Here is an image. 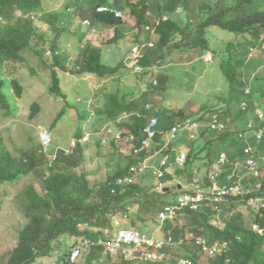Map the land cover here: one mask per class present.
Listing matches in <instances>:
<instances>
[{
  "label": "trees",
  "instance_id": "16d2710c",
  "mask_svg": "<svg viewBox=\"0 0 264 264\" xmlns=\"http://www.w3.org/2000/svg\"><path fill=\"white\" fill-rule=\"evenodd\" d=\"M64 2L61 10H48L46 0H0V113L3 116L15 117L19 110L18 100L23 96L25 86L18 76L11 75L10 64L27 62L25 51L38 55L50 68V92L66 99L67 95L60 86V69L71 73L97 74L103 79L121 69L126 74H133L135 79L146 74L150 77L154 73L152 66L175 50L185 52L201 49L203 54L211 51L214 59L219 51L215 39L221 37L225 43L220 47L222 51L218 67L225 75L228 86L217 96L218 103L212 104L211 100L200 102L196 109L192 108L191 114L187 113L185 107L180 108L166 121L158 115L157 132L150 144L139 152L136 150L141 149L142 142L147 138L144 129L150 118V110L146 105L151 103L150 94H163L167 90L170 79L167 74L161 75L158 85L151 82L140 91L124 94L110 91L106 93L104 105L96 107L99 116H106L108 122L123 131V140L110 137L108 145L103 144L100 137L94 136V142L79 143L74 153L61 151L52 167H48L46 157L39 151L40 142L32 145L35 142L33 135L28 134V145L16 154L7 147L0 130V194L3 193L0 195V215L3 206L1 198L7 195L2 190L4 186H13L32 173L38 176L42 186L38 190L34 183H30L21 193L20 202L27 222L20 229L17 244L10 251L6 264H33L38 258L51 259L55 250L57 254L53 259L57 264L108 263L114 257L106 256L101 244L93 246L77 263L71 262L70 254L73 247L84 238L99 241L113 236L118 228L115 217L126 216V225L136 229L140 227V221L147 226L150 222L156 223L159 229L156 235L166 241L171 239L166 249L174 256L178 253L187 256L196 264H264V236L252 228L253 222L264 227V208L255 212L253 207H249L248 213L244 214L237 209L236 200L232 198L224 204L221 215L225 222L224 228L213 224L219 214L210 207H204L201 211L186 209L184 214L174 220L164 222L158 217L160 211L173 202V199L168 198L178 191L171 187L175 185L177 188V180L180 179L182 192H195L196 184L210 190L211 177L216 172L224 182H228L233 174L236 175L235 180L242 178V182L248 186L259 181L264 191V173L254 178L247 165L249 158L260 159L259 164H262L264 157V139L258 140L256 133H251L264 123L260 118V113L264 112V0ZM102 4H116L133 16V44L154 42V47L147 45L142 58L138 59L145 68L142 74L131 71L129 67L130 61L135 59L128 61L125 58L117 65L106 63L102 47L82 43L86 33L82 39L78 37L83 46L78 48L75 67H68L71 55L67 43L70 35L77 37L71 32L77 19L91 18L98 25L109 26H127L130 22L110 12H98L97 7ZM179 6L184 7L182 13L177 12ZM148 11L152 17H148ZM164 15H168V20L163 19ZM157 19L160 21L155 24L154 31L146 30V26ZM37 20H43L48 29H38ZM125 28L123 33L128 39ZM120 31L116 29L114 35L105 38L102 43L119 44L122 39ZM214 35L217 37L214 38ZM29 71L37 75L38 62L36 66H30ZM247 89L249 92H246ZM244 102H247L245 110L242 109ZM32 107L38 110V101ZM202 111L205 113L201 114ZM124 112L129 113L127 118L123 117ZM214 113H218L228 123V128L219 132L202 126L196 132L195 139L181 135L176 140H168L169 129L176 121L182 122L194 116L207 123ZM60 117L59 114L51 128L56 126ZM250 123L251 132L246 129ZM83 135L80 133L75 137ZM175 143H180L187 154L183 166L175 163V157L172 159ZM220 143L225 145V149L219 148ZM249 147L254 151L246 153ZM93 149L105 152L100 155L102 159L123 154L120 152L123 150L127 163L125 166L119 165L114 171L108 170L104 179L92 183L87 170L80 171L78 167L82 158ZM158 151H162L159 156L155 155ZM223 152L227 160L221 163L219 158ZM165 157L171 160V166L164 177L158 178L149 170L138 173L140 164L145 161L150 165H159ZM203 159L205 162L199 164ZM196 164L199 169L197 173ZM202 166H205L204 172H201ZM127 176L135 177L136 180L120 184L118 180ZM161 181L164 187L159 186ZM165 187L170 189L166 190ZM204 237L211 243L227 241L229 246L207 255L197 243ZM117 257L121 259L120 264H177L174 257L167 261L132 260L122 255Z\"/></svg>",
  "mask_w": 264,
  "mask_h": 264
},
{
  "label": "rangeland",
  "instance_id": "374dc122",
  "mask_svg": "<svg viewBox=\"0 0 264 264\" xmlns=\"http://www.w3.org/2000/svg\"><path fill=\"white\" fill-rule=\"evenodd\" d=\"M64 1L65 0H46V8L48 10H61L64 6L62 5L65 3ZM130 19L134 22L133 16H130ZM81 20H83V18H80V20L77 19L74 28L71 30V32L77 34V37L70 35V40L67 43L70 44L68 50L71 55V60L68 62L69 68L75 67L79 52L78 48L83 46L82 43H93L92 41L98 43L104 40V37L101 36V32L91 27L92 30L86 34V38H83L81 43L78 37H83L86 33L85 31L90 29V27L82 25ZM36 24L37 28L42 29V31L48 29V25L44 23L43 20H37ZM132 24L133 23L129 22L125 28L127 29L125 31L128 39L122 38L119 44H102L104 61L106 63L117 65L125 58L130 61L128 57L132 48V43L135 41V31L132 30ZM92 34L96 36H91ZM226 34L231 35V33ZM216 37L217 36L214 35V38ZM215 40L219 51L216 57L214 56V59L211 61L213 63H208L205 60L199 61L203 56L201 49L198 51L183 50L185 52L175 50L167 54L166 58L157 65L152 66V71H154V73L150 77L146 74L145 76L142 75L143 77L141 78L135 79V77L130 75L131 73L126 74L124 70L121 69L109 78L103 79L97 74L71 73L62 71L58 67V69H60L58 72L61 78L60 86L63 93L67 95L66 99L50 92V85L52 83L50 68L43 63L38 55L31 51H25L24 55L28 60L27 62H14L10 64L11 75L18 76L21 84L25 86L23 96L18 100L19 110L17 115L15 117L9 115L3 116L0 113V130L4 135L7 147L10 148L13 153L19 154L20 149L26 147L28 145L27 143H29L28 134L33 135V141L35 142H32V145L38 144L40 139L39 130L51 128L57 116L60 114L61 117L58 119V123L55 124V127H52L53 129L51 128L55 136L54 142L57 144V149L59 147L65 148L72 153L73 150L69 149L68 145L74 136H79L80 133L84 134L85 132L92 133V127L108 122L106 116H98L95 112V107L103 106V94L105 91L112 90V92H116L115 90H120V94L129 93L130 91H140L147 87L148 83H151L153 79L157 78L159 80L161 75L164 74L170 76L167 91L161 95L158 93L152 94V97L156 99L158 103V115L163 117V120L166 121L174 111L180 108L185 107L187 113L191 114L192 108H195L200 102L211 100L212 104L218 103L217 96L221 95V92H224V90H227L228 81L218 67L219 55L222 51L220 47H222L225 42H222L221 37H217ZM37 62L39 64V73L33 75L29 71V67L36 66ZM39 75L41 77H38ZM35 101L39 103L38 110L32 107ZM246 129L249 130L248 128ZM249 135H251V133ZM94 140L95 139H93V142ZM218 146L220 149H225L223 143H220ZM180 148H182L180 143L174 144V151L171 153L172 159L177 156ZM120 152L123 154L119 153L113 157L107 156L102 159L100 155L105 152L103 153L93 149L82 158L81 165H79L78 168L80 171L87 170L92 183H95L104 179L108 170L114 171L119 165H126V154L123 150ZM204 162L205 160L203 159L199 164H203ZM195 168V172L197 173L199 170L197 164ZM204 171L205 166H202L201 172ZM181 181L182 179L179 180V182ZM30 183H34L38 190L42 187L38 176L32 173L13 186L6 185L2 188L7 195L1 198L3 206L0 215V264H6L10 251L17 244L19 231L27 222L20 199L24 187ZM177 188H175V190L178 191L179 188ZM181 192L182 191L175 192L168 199H173V201L177 200ZM237 206V209L240 207L244 214L248 213L249 208L247 206ZM124 223L127 224L128 222L125 221ZM139 225L140 227L137 229L151 235H156L155 232L158 228L156 223L150 222L147 226L144 225V222L140 221ZM56 254L57 250L52 253L51 259L48 257L38 258L33 264H51L55 262L53 258H56ZM120 262L121 259L114 257L105 264H120Z\"/></svg>",
  "mask_w": 264,
  "mask_h": 264
},
{
  "label": "clouds",
  "instance_id": "9594fccd",
  "mask_svg": "<svg viewBox=\"0 0 264 264\" xmlns=\"http://www.w3.org/2000/svg\"><path fill=\"white\" fill-rule=\"evenodd\" d=\"M116 4H112V5H106V4H102V5H99L98 7H97V11L98 12H100V13H105V12H110V13H113L116 17H125L128 21H132V19H130V16H132V15H129V13H126V11L124 10V8H119L117 5L115 6ZM102 7H105L106 9L105 10H100V8H102ZM115 10H120V11H122V15H119V14H117L116 12H115ZM184 11V7H182V6H179L178 7V9H177V12H183ZM147 15H148V17H152V13L150 12V11H148V13H147ZM163 19L164 20H168V15H164L163 16ZM82 21V25H84V26H88V27H90V29L89 30H87V32H86V34H88L89 32H90V30H92V29H98V30H101V29H103V25L102 24H96V23H94L93 21H92V19L91 18H84L83 20H81ZM159 21L160 20H155L154 22L152 21V23L151 24H148L147 26H146V30H152V32L154 31V29H155V26L157 25V23H159ZM156 24V25H155ZM105 26H109V25H105ZM125 26V25H124ZM81 27V26H80ZM91 27H92V29H91ZM102 27V28H101ZM126 27V26H125ZM99 28H101V29H99ZM80 31V30H79ZM86 36V35H85ZM83 37V38H86V37ZM124 38H125V36H124ZM81 39H82V37H81ZM83 41V40H82ZM130 41V40H129ZM93 42V41H92ZM102 42H104V41H100V45H97V44H94V43H91V42H88V43H91V44H93V45H96V46H99V47H102ZM131 42V41H130ZM88 43H86V44H88ZM147 45H149V47H154V42L153 41H148V42H144L143 44H138V43H136V44H133L132 43V48H131V51H130V54H129V59L130 60H132V59H135V60H132V61H130V68H131V71H133V72H137V73H139V74H142L143 72H145V68H144V66L138 61V59H140V58H142V56H143V50H144V48L147 46ZM67 46H70V44H67ZM138 49L139 50V52H140V55L139 56H135V49ZM201 59H203V60H205L206 62L207 61H212V59H213V53L211 52V51H209V52H207V53H204L203 54V56H202V58ZM199 61H200V59H199ZM130 75H132V77H134L133 76V74H130ZM152 82H153V84L154 85H158L159 84V80L157 79V78H155V79H153L152 80ZM169 83V82H168ZM168 89V88H167ZM110 91H112V90H110ZM110 91H105L104 92V94H103V99H104V101H105V96H106V93H109ZM116 92H118V91H120V90H115ZM167 91V90H166ZM246 92H249V89H247L246 90ZM159 95H161V94H159ZM152 96V95H151ZM104 101H103V105H104ZM153 103V104H152ZM154 104H155V106H154ZM215 104V103H214ZM147 108L150 110V118L148 119L149 121V123L146 125V127H145V129H144V132L146 133V135H147V138L146 139H149V144H150V142H151V140H152V138H149V134H148V132H147V128L152 124V122L155 120L156 121V125H155V127L153 128L154 129V131H155V133L157 132V130H158V126H159V116H158V113H159V108H158V103H157V101H156V99H154L153 97H152V99H151V103H148L147 105ZM247 108V102H244L243 104H242V109H246ZM95 112H96V107H95ZM259 112H261V111H259ZM205 113V111H202V113L201 114H204ZM96 114H97V112H96ZM98 115V114H97ZM128 115H129V113L128 112H124L123 113V117L124 118H127L128 117ZM99 116V115H98ZM260 118H262V120L264 121V112H261L260 113ZM187 119H191L192 121H194V122H197L198 123V126H197V128L193 131L191 128H187V127H184V126H182V127H180L179 128V130L176 132V136L175 137H172V135H171V130L173 129V127H176V126H179V125H183V123H184V121H186ZM215 119H217L220 123H222V124H224V128L223 129H218V128H214L213 126H212V124L214 123V121H215ZM184 121H182V122H180V121H176V123L169 129V132H168V140L170 141V140H176V139H178L181 135H187V137H190V139H195L196 138V132L198 131V129L200 128V127H202V126H208L211 130H215V131H219V132H221V131H223V130H225L226 128H228V123L218 114V113H214V114H212L211 116H210V119H209V121L207 122V123H204L203 121H199L196 117H191V116H189L188 118H186V119H184ZM252 123H250V124H248V126L246 127V128H248L249 130H247V131H250L251 132V130H250V128H249V125H251ZM114 125L115 124H112L111 122H107V123H105V124H100V125H96L95 127H92L93 128V130H91L92 131V133L91 132H85L84 133V135L82 136V137H80V138H78V137H73L72 139H71V142H70V144L68 145L69 147V149H71V150H73L72 151V153H74V150H75V148L79 145V143H85V144H88L89 142H93V139H94V136H98V137H100L101 138V141H102V143L103 144H108L109 143V141H110V137H116V139L118 140V141H121V140H123V131L121 130V129H117V128H115L114 127ZM91 128V129H92ZM42 130H47V131H49L50 133H51V135H52V143H51V145H50V148H49V150L46 152L45 150H44V147H43V143H42V140H41V131ZM251 133H256V135H257V139L258 140H262V139H264V123L260 126V128L259 129H256L255 131H252ZM192 134H194V137H192L191 135ZM243 136H245V134L244 135H242L241 137H243ZM39 142H40V149H39V151H40V153L42 154V155H44L45 157H46V160H47V164H48V167H52V165H53V163L55 162V161H57V159H58V157H59V154H60V152L61 151H64L65 153H67V154H71L69 151H68V149H65V148H58L57 149V144H55V142H54V138H55V136H54V133L52 132V130L49 128H47V129H41V130H39ZM104 140H106V142H104ZM143 143V142H142ZM148 144V145H149ZM62 147H66V146H62ZM249 148H251V152H253L254 150L252 149V147H249ZM180 151H183L184 153H186L185 152V150L183 149V148H180V150H179V152H178V154L180 153ZM69 152V153H68ZM161 152L162 151H158V152H156L155 153V155H157V156H159L160 154H161ZM250 152V153H251ZM247 153V152H246ZM178 154H177V156H178ZM222 154H225L226 155V153L225 152H223ZM221 154V155H222ZM54 155H56V157L55 158H53L54 157ZM187 155V154H186ZM177 156H175V163H177L178 164V162H177ZM165 158H168V157H165ZM250 159V158H249ZM248 159V160H249ZM254 159V158H253ZM168 160H169V162H171V160L168 158ZM226 160H227V155H226ZM248 160H247V165H248ZM255 161H256V167H257V169L259 170V174H256L255 173V171L254 170H252V169H249L251 172H252V174L254 175L253 177L254 178H256V177H260L261 175H263V173H264V168H262V166L264 165V157H263V163L261 164H259V162H260V159H254ZM186 161H187V159H186ZM186 161H185V163H186ZM219 162H220V158H219ZM225 162V161H224ZM174 162H172V164H173ZM184 163V164H185ZM221 163H223V162H221ZM171 164V163H170ZM183 164V165H184ZM178 165H180V164H178ZM183 165H180V166H183ZM171 166V165H170ZM249 166V165H248ZM148 172H151V171H148ZM216 173H218V172H216ZM235 177H236V175H231L230 177H229V181L228 182H224V181H222L221 179H220V174L218 173V181L221 183V184H231V183H241L244 187L243 188H245V189H249L250 190V193H248V194H246V195H242V194H238V195H228L227 197H226V199L223 201V202H221L220 204H219V208H214V207H210L212 210H216V212H218V214H219V217L218 218H216L214 221H213V224H215L216 226H218V227H220V228H224L225 227V222L223 221V219L221 218V215H222V212H223V208H224V204L227 202V201H229V200H231L232 198L233 199H235L236 200V203H237V205H244V206H247L248 208L249 207H253L254 209H255V212H257V211H259L261 208H264V204L263 203H261V202H259V201H257V202H255V203H250V201H251V199L252 198H258V197H264V191L263 190H261V188H262V185H261V183L259 182V181H257V182H255L254 184H251L250 186H248V184H244L243 182H242V178L241 179H239V180H235ZM135 180H136V178H135ZM198 180V179H197ZM212 180V179H211ZM177 182H178V184H179V186H178V188H179V190L178 191H181V187L183 186L182 184H181V182H179V180H177ZM212 184H213V181H212ZM197 185V184H196ZM255 186V187H254ZM164 187V186H163ZM174 187V188H173ZM212 187V186H211ZM166 189L167 188H169L170 189V187H165ZM171 188H173V190H175V188H176V186L175 185H173ZM203 188V187H202ZM204 189H206V188H204ZM208 190V189H207ZM259 190H261V191H259ZM196 192V191H195ZM183 193H190V192H181L179 195H178V197L181 195V194H183ZM176 201V200H175ZM175 201H173V202H175ZM244 203V204H243ZM238 207V206H237ZM204 208V207H203ZM202 208V209H203ZM201 209V210H202ZM239 209L241 210V208L239 207ZM201 210H199V211H201ZM185 213V211L183 212V214ZM233 213H230V215H232ZM180 215H182V214H180ZM117 218H121V224H119V225H117V227L118 226H121L120 228H122V227H127V225L125 226V225H123L124 224V222H125V219L127 218V216L126 217H115V221L117 220ZM116 224H117V222H116ZM127 228H133V227H127ZM252 228H253V230L254 231H256L258 234H260V235H262V236H264V227H262L259 223H257V222H253V224H252ZM134 229H136V228H134ZM116 230V229H115ZM137 230H139V229H137ZM139 231H141V230H139ZM116 232V231H115ZM115 232H113V234L115 233ZM141 232H143V233H146L147 235H149L150 237H152V238H154L155 240H164V239H162V238H158V237H156V235L155 234H153V235H151V234H149V233H147V232H145V231H141ZM84 239H86V238H84ZM84 239H82V240H80L79 241V243L81 242V241H83ZM92 239V238H91ZM199 240H207V242H208V244H212V245H217V246H219V248L221 249V250H219V251H222V250H225V249H227L228 248V246H229V243L227 242V241H223V242H220V241H216V242H214V243H211L206 237H204V238H201V239H199ZM96 241V240H95ZM166 241V240H165ZM198 242V241H197ZM79 243H77L74 247H76ZM168 243H171V241H170V239L168 240ZM177 244V243H176ZM199 245V244H198ZM167 246V245H166ZM201 247H202V251L203 252H205L207 255H211L212 253H210L209 251H206V250H204V248H203V245H200ZM74 247H73V249H74ZM73 249H72V251H73ZM92 249V248H91ZM71 251V252H72ZM91 251V250H90ZM104 252H105V248H104ZM166 252H167V254H168V256H167V258L165 259L166 261L167 260H169L170 258H172V257H174L175 259H176V261H177V264H178V259L180 258V257H185V258H188V259H191V258H189V257H187V256H184V255H180L179 253L178 254H175V256L170 252V251H168L167 249H166ZM218 252V251H217ZM87 254V253H86ZM71 255V254H70ZM85 255V254H84ZM84 255H82L81 257H80V259L84 256ZM105 255L106 256H111V255H108L106 252H105ZM117 256H119V255H117ZM117 256H112V257H117ZM123 256V255H122ZM125 257V256H124ZM125 258H127V257H125ZM79 259V260H80ZM127 259H130V258H127ZM133 259H139V258H133ZM132 259V260H133ZM70 260H71V257H70ZM78 260V261H79ZM140 260H145V259H140ZM192 260V259H191ZM77 261V262H78ZM147 261H151V260H147ZM152 261H155V260H152ZM193 261V260H192ZM71 262L72 263H77V262H73L72 260H71ZM194 262V261H193ZM195 263V262H194ZM52 264H57L56 262H53ZM196 264V263H195Z\"/></svg>",
  "mask_w": 264,
  "mask_h": 264
},
{
  "label": "built area",
  "instance_id": "2783aa9c",
  "mask_svg": "<svg viewBox=\"0 0 264 264\" xmlns=\"http://www.w3.org/2000/svg\"><path fill=\"white\" fill-rule=\"evenodd\" d=\"M105 7L100 8V10H105ZM115 12L119 15H122V11L115 10ZM140 52L136 48L135 49V56H139ZM156 125V121L154 120L152 124L146 129L149 138H153L155 135L154 127ZM187 127L191 128L193 131L197 128L198 123L192 121L191 119H187L184 121L183 125H179L173 127L171 130L172 137L176 136V132L179 130L180 127ZM214 128L223 129L224 124L220 123L217 119H215L214 123L212 124ZM194 137V134L191 135ZM41 140L43 143L44 150L47 152L50 148L52 143V135L47 130L41 131ZM106 142V140H104ZM149 144V139H145L143 141V145L141 149L136 151H140L144 149ZM251 152V148L247 149V153ZM54 155L53 158H55ZM177 162L180 165H183L187 159L186 153L180 151L177 156ZM226 161V155L222 154L220 156V162ZM256 161L253 158L248 160L249 167L255 171L256 174H259V170L256 167ZM170 162L168 158L162 159L159 165H150L145 163L140 164L138 168V173H146L147 170L151 171L154 176L158 178H162L165 176L167 172H169ZM218 173L212 174V187L210 190L204 189L201 187V184H197V190L193 193H183L181 194L175 202H172L166 205L159 213V219L164 222L166 220H174L186 209L199 211L203 207H214L219 208V204L223 202L228 195H246L250 193L249 189L243 188L244 186L241 183H231V184H221L217 179ZM197 180V179H196ZM120 184L125 182H134L135 177L127 176L124 179L118 180ZM164 182H160L159 186H164ZM261 202L264 204V197L252 198L250 203ZM121 218H117L116 222L117 225L121 224ZM171 241V239H170ZM199 245H203L204 250L209 251L210 253L214 254L217 251L221 250L219 246L208 244L207 240H198L197 242ZM96 244H101L105 248V252L111 256L123 255L127 258H139L145 260H165L168 256L166 252V245L169 244L168 241L165 240H155L154 238L150 237L146 233H143L134 228H127L122 227L119 228L113 236L104 240L101 239L99 241H95L91 238H86L81 241L76 247H74L73 251L71 252V260L73 262H77L80 257L86 253H89L91 248ZM178 264H195L191 259L180 257L178 259Z\"/></svg>",
  "mask_w": 264,
  "mask_h": 264
},
{
  "label": "crops",
  "instance_id": "0c3cea01",
  "mask_svg": "<svg viewBox=\"0 0 264 264\" xmlns=\"http://www.w3.org/2000/svg\"><path fill=\"white\" fill-rule=\"evenodd\" d=\"M104 27H103V29H101V28H99V29H101V30H99L100 32H101V36L102 37H104V39L105 38H110V37H112L113 35H114V32H115V30L116 29H120L121 31H122V33H121V38H124V36H125V34L123 33L124 31H123V29L125 28L124 27V25H121V26H115V25H111V26H105V25H103ZM120 31V32H121ZM122 34H123V36H122ZM91 36H96L95 34H92ZM89 38H94V37H89ZM93 43L94 44H97V45H100L101 43L100 42H98V43H96V41H93ZM151 163H154V162H151ZM123 225H125L126 226V223H124ZM121 226H118V228H116V230L115 231H117L119 228H120ZM159 229L157 228V230H156V232L155 233H157V231H158ZM114 231V232H115ZM156 237H158V238H160V236L159 235H156Z\"/></svg>",
  "mask_w": 264,
  "mask_h": 264
},
{
  "label": "water",
  "instance_id": "95a60500",
  "mask_svg": "<svg viewBox=\"0 0 264 264\" xmlns=\"http://www.w3.org/2000/svg\"><path fill=\"white\" fill-rule=\"evenodd\" d=\"M174 188V187H173ZM169 188H167L166 190H168Z\"/></svg>",
  "mask_w": 264,
  "mask_h": 264
}]
</instances>
